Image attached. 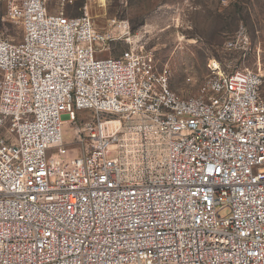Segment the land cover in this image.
Returning <instances> with one entry per match:
<instances>
[{"label": "built area", "instance_id": "obj_1", "mask_svg": "<svg viewBox=\"0 0 264 264\" xmlns=\"http://www.w3.org/2000/svg\"><path fill=\"white\" fill-rule=\"evenodd\" d=\"M49 2L12 10L20 42L0 32V264H264L263 76L210 64L180 96L150 52L103 57L128 24ZM126 132L164 145L149 175L126 172Z\"/></svg>", "mask_w": 264, "mask_h": 264}, {"label": "rangeland", "instance_id": "obj_2", "mask_svg": "<svg viewBox=\"0 0 264 264\" xmlns=\"http://www.w3.org/2000/svg\"><path fill=\"white\" fill-rule=\"evenodd\" d=\"M19 2L0 0V32L16 43L22 40L23 28L11 12ZM48 10L69 17L88 14L102 32L128 24L130 36L112 43L103 57H118L131 46L150 52L158 68L169 73L171 90L180 96L198 92L214 61L221 72H258L264 92V0H50ZM241 28L250 38L248 49L228 50L226 42ZM90 115L84 111L81 119ZM64 128L65 139L70 140V124ZM126 146L118 155L134 177L149 175L165 159L166 149L156 141L145 146L138 139L137 145Z\"/></svg>", "mask_w": 264, "mask_h": 264}, {"label": "bare ground", "instance_id": "obj_3", "mask_svg": "<svg viewBox=\"0 0 264 264\" xmlns=\"http://www.w3.org/2000/svg\"><path fill=\"white\" fill-rule=\"evenodd\" d=\"M213 64L215 65V70H218V69H219V65H218V63L214 61ZM118 126H119V123H118V122H113V123L111 124V127H112V128H116V127H118ZM129 140H131L130 143L128 142ZM137 142H138V140H137V137L135 136V134H131V133L126 132V133L122 136V141H121V143L115 145V146H114V149H115V150H118V148L121 147V145H123L125 148H127V146H126L127 144H129V145H130V144L137 145Z\"/></svg>", "mask_w": 264, "mask_h": 264}]
</instances>
